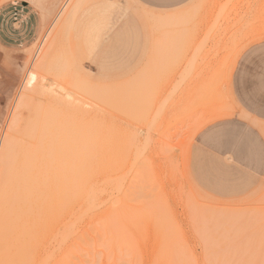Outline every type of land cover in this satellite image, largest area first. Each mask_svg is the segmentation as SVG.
<instances>
[{"label": "rangeland", "instance_id": "obj_1", "mask_svg": "<svg viewBox=\"0 0 264 264\" xmlns=\"http://www.w3.org/2000/svg\"><path fill=\"white\" fill-rule=\"evenodd\" d=\"M59 1L0 48V264H264V0ZM52 135L99 202L27 224L12 159Z\"/></svg>", "mask_w": 264, "mask_h": 264}, {"label": "bare ground", "instance_id": "obj_2", "mask_svg": "<svg viewBox=\"0 0 264 264\" xmlns=\"http://www.w3.org/2000/svg\"><path fill=\"white\" fill-rule=\"evenodd\" d=\"M3 1L4 0H0V5L3 3ZM66 5V3L63 5L62 9L58 13V16L62 14L63 10L66 8ZM47 37L48 36L46 34L40 39L41 44L45 38L47 39ZM37 70L38 66L31 69L28 73L22 87L23 96L26 95L27 91L30 90L34 84L37 78ZM50 89L51 91L55 92V94H61V92L64 93L63 96L69 100L70 107L72 106L73 95L70 89L62 85L57 86V88H54V90L53 88ZM52 138L53 139L49 142V145L46 148L47 155L45 157H42L41 144L37 147L35 152L30 154V157L33 159L23 161L25 153L20 148V146H18V150L14 152V154L20 157V159H12L13 163L16 162V165L18 166L19 164L17 161H19L21 163V167L24 168V171L21 175L22 178L18 177L16 180L18 187L16 191L12 192L10 201L14 207L21 208L22 211L26 210L32 212L33 210H40L41 213L38 214V216L42 214V226H47L52 223L58 214L74 207L76 202L79 203L80 210L83 213L89 212L94 206H96V203L99 202V189H101L100 186H95L96 188L94 187L92 181H90V176H88L86 180V176L82 178L73 175H66L67 171H69L71 168L69 152L72 148L66 145L60 146L59 144L55 143L53 135ZM13 149L14 148L7 149L3 153L4 159L6 157L8 159V157L11 156ZM26 167L28 169H26ZM86 172H88V170ZM44 173H49V175H45ZM26 211L24 214L26 215L25 218L28 222L27 217L29 216H27ZM33 213L31 215V220L33 218ZM17 216L18 214L15 216V218H17ZM80 217V215H77L76 217L70 218L71 220L62 221V224H64V230L59 234L57 232L60 242L64 241L68 236L71 235V233L74 231L75 223ZM15 218L14 220H16ZM22 218L25 220L24 216ZM23 220L22 223L24 222ZM27 222H24L25 226V223ZM27 224H31V222L29 221ZM6 225L4 224L2 227L0 226L1 230L2 228L6 229ZM6 230H4V232Z\"/></svg>", "mask_w": 264, "mask_h": 264}, {"label": "crops", "instance_id": "obj_3", "mask_svg": "<svg viewBox=\"0 0 264 264\" xmlns=\"http://www.w3.org/2000/svg\"><path fill=\"white\" fill-rule=\"evenodd\" d=\"M59 0H4L0 5V48L30 49L43 37Z\"/></svg>", "mask_w": 264, "mask_h": 264}]
</instances>
